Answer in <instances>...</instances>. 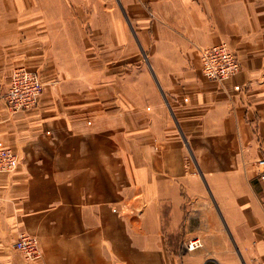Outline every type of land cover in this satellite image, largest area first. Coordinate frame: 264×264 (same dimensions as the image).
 <instances>
[{"label": "crops", "instance_id": "1", "mask_svg": "<svg viewBox=\"0 0 264 264\" xmlns=\"http://www.w3.org/2000/svg\"><path fill=\"white\" fill-rule=\"evenodd\" d=\"M17 66L43 86L0 100V263L24 231L12 264H264V0H0V88Z\"/></svg>", "mask_w": 264, "mask_h": 264}, {"label": "built area", "instance_id": "2", "mask_svg": "<svg viewBox=\"0 0 264 264\" xmlns=\"http://www.w3.org/2000/svg\"><path fill=\"white\" fill-rule=\"evenodd\" d=\"M197 55L203 74L210 79L224 81L237 73L240 68L236 54L222 41L207 47H197ZM43 83L37 71L17 66L12 69L7 86L0 88V100L5 102L10 112L28 109L36 104L42 91ZM235 90L241 86L234 84ZM18 163L17 154L9 147L0 143V172L13 170ZM258 176L264 183V155L256 159ZM201 242L193 238L186 242L188 250L199 247ZM13 247L21 252L26 259L33 260L41 256L37 238L27 232L20 231L13 242Z\"/></svg>", "mask_w": 264, "mask_h": 264}, {"label": "rangeland", "instance_id": "3", "mask_svg": "<svg viewBox=\"0 0 264 264\" xmlns=\"http://www.w3.org/2000/svg\"><path fill=\"white\" fill-rule=\"evenodd\" d=\"M228 46V45H227ZM229 48V47H228ZM232 51V50H231ZM257 169H258V167H257ZM260 179V178H259ZM14 250H16L14 247H12V248H9V249H3V251H5V252H7V254H8V257H10L8 260H12V262H14V261H16V260H19V259H23V260H25V261H37L38 259H40V257L39 258H36V259H33V260H29V259H26L25 257H24V255L21 253V252H16L17 253V255H19L20 254V257H13L14 256V254L13 253H15V252H13ZM17 251V250H16ZM11 262V261H10ZM12 262L11 263H5V262H3V263H0V264H12Z\"/></svg>", "mask_w": 264, "mask_h": 264}]
</instances>
